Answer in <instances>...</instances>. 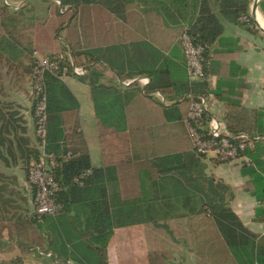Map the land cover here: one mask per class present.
<instances>
[{"label": "crops", "instance_id": "0c3cea01", "mask_svg": "<svg viewBox=\"0 0 264 264\" xmlns=\"http://www.w3.org/2000/svg\"><path fill=\"white\" fill-rule=\"evenodd\" d=\"M4 1L0 0V35L5 34L4 28L8 25L6 20L14 13L4 9ZM8 1L21 5L20 11L13 15L15 19L10 26L16 29L18 40L27 50L21 57L22 61L30 65V60L42 59L60 51L64 38L51 43L42 31L53 0ZM261 1L258 14L264 18ZM223 24L225 32L214 45L208 60L211 73L208 81L215 92L212 94L209 114L211 118L221 121L225 105L229 102L250 110L264 109V32L256 22V28L253 29L231 21H223ZM120 25H114L118 29L113 32V38L107 40L106 22L98 20V50L105 49L110 43L120 45ZM131 35L133 38V33ZM132 38L130 45L134 42ZM175 46L182 51L180 45ZM131 54L133 59L127 64L122 62L127 59L126 56L124 59L120 56L111 57L120 73L113 70L104 59L96 64L98 73L93 80L89 76L91 72L85 69L82 76L70 74L61 80L77 100V131L85 140L92 167L124 165L133 160L134 150L149 160L180 155L179 159L172 161L169 158L163 165H157L162 174L155 182L145 180V189L152 194L147 220L160 223V226L141 224L115 229L107 249L108 264H149L151 250H160L169 258V264H245L244 259H237L228 248L227 237L222 235L210 210L203 207V192L220 188L225 197V206L237 215L249 231L244 237L250 241L257 237L254 240L260 243L264 240V220L257 219L259 205L252 190H249V176L243 175L238 162L221 163L194 153L185 122L167 120L163 114L158 100L162 97L163 102H166V96L157 92L155 95L158 99L152 100L144 95L146 85L140 79L148 78L155 83L157 76L140 74L142 69L137 66L138 57L134 52ZM168 55L166 52L165 56ZM176 56L172 55L171 60L179 65L180 55ZM125 65L127 69L123 70ZM169 72L166 69L161 84L168 83ZM83 76L88 79H82ZM134 81H138V87L126 85ZM126 95H130L131 99L128 104ZM178 108L182 110V115L186 112L185 104H180ZM250 152L253 153L249 157L264 181V139L259 138ZM38 154L41 156V146L36 133L30 74H26L23 66L17 63L11 67L8 55L0 52V189H4L0 200L4 198L20 205L24 214L29 211L31 215L34 209L28 168L37 160ZM168 169L175 170L163 173V170L166 172ZM180 192L184 196L179 195ZM59 216L62 222H67V230L73 239L69 243L79 244V237L74 232L77 228L69 224L75 213ZM12 217V213L0 215V264L63 263L64 260H59L48 247L45 250L38 247L24 248L17 240ZM42 235L48 238L46 231ZM69 243L67 247L72 251ZM66 261V264H77L70 256Z\"/></svg>", "mask_w": 264, "mask_h": 264}, {"label": "trees", "instance_id": "16d2710c", "mask_svg": "<svg viewBox=\"0 0 264 264\" xmlns=\"http://www.w3.org/2000/svg\"><path fill=\"white\" fill-rule=\"evenodd\" d=\"M53 1L48 8L49 18L42 31L46 38H49L48 42L55 43L56 40L64 38V43L59 52L49 55L52 59L60 61L62 66L70 67L71 63H74L76 67L91 72L89 76L93 80L98 73L96 64L106 59L109 66L120 73L118 65L114 64L111 57L120 56L124 59L126 56L127 59H122V62L127 64L133 59L131 53L134 52L138 57L137 66L142 69L140 74L157 76L155 83L150 82L144 87V95L152 100L158 99L155 95L157 92L166 96V102L160 98L158 100L166 119L182 122L189 109V95L198 99L209 94L214 95L215 92L211 90L208 81L211 74L208 66L205 78L196 81L190 79L185 55L181 54L178 46H175L181 47V35L187 32L195 45L203 46L204 59L208 62L214 45L225 32L223 21H231L246 26L247 29L256 28L250 16L254 0ZM57 1H60V4ZM3 7L14 13L6 20L8 25L4 28L5 34L0 35V52L8 55L11 67L17 63L23 66L26 74L31 75L37 59L30 60V65L21 60L27 50L18 40L16 29L10 26L15 19L13 15L20 9L16 10L4 3ZM261 7L264 12V0L261 1ZM241 18L245 20L241 21ZM98 20L106 22L107 40L112 39L113 32L118 29L114 25L121 23L120 45L114 46L110 43L105 49L98 50L96 41ZM65 31L66 34L63 35ZM130 38L134 40L132 45L129 43ZM166 52L169 53L168 57L165 56ZM176 54L180 55L179 65H175L171 60L172 55L175 58L178 56ZM126 69L125 65L123 70ZM166 69L170 70V80L161 84L160 80ZM147 71L150 73H146ZM82 79L87 80L88 77L83 76ZM130 85L138 87L139 84L138 81H134ZM46 89L48 96L46 151L53 153L59 163L54 171L55 178L60 183L56 195L58 212L45 218L43 222H38L32 213L30 215V212L26 211L24 214L20 205L3 198L0 200V215L13 214L16 237L24 248L38 247L45 250L48 247L56 253L59 260H64L63 263L67 262L66 259L70 256L77 264H108L107 249L115 229L141 224L160 226V223L147 220V215L151 211L152 194L145 189V180L155 182L162 174L161 169H158L160 166L157 165H163L169 158L172 161L179 159L180 155L149 160L134 150L131 162L115 167L94 168L85 140L77 131L79 128L77 100L60 79L49 74L46 77ZM138 90L142 92L141 89ZM125 98L127 104L130 103V95H126ZM180 104L186 105V112L183 115L182 110L178 108ZM210 119V114L205 115L203 125L206 126ZM222 122L231 133H246L254 143L259 142V138L264 139V109L250 110L240 104L229 102L225 105ZM69 152L73 157L65 160ZM252 153L249 151L248 154ZM39 157L38 154L37 160ZM238 164L243 175L249 176V190H252V195L258 201L257 219L264 220V181L255 169L254 163L249 166L245 161H241ZM172 170L175 169H168L166 172L163 170V173ZM88 171L90 175L83 178V185L74 182L77 177ZM3 192L4 189H0V194ZM179 195L184 196V193L180 192ZM224 198L220 188L209 189L203 192V207L210 210L222 235L227 237L228 248L237 259L240 261L244 259L245 264H264V240L257 243L254 240L257 237L251 241L244 237L249 231L237 215L225 206ZM71 212H74L75 216L71 218L69 224L79 229H74V232L77 233L80 243L73 242L74 245L69 243L73 239L67 230V222H62V217L59 216L64 213L69 215ZM45 231L48 238L42 235ZM68 243L72 251L67 247ZM80 248L82 253L79 251ZM88 251L94 254L95 259L90 261L84 255ZM148 258L149 264H169V258L160 250L149 251Z\"/></svg>", "mask_w": 264, "mask_h": 264}, {"label": "built area", "instance_id": "2783aa9c", "mask_svg": "<svg viewBox=\"0 0 264 264\" xmlns=\"http://www.w3.org/2000/svg\"><path fill=\"white\" fill-rule=\"evenodd\" d=\"M57 2L60 4V1ZM5 3L10 6L8 0H5ZM13 8L19 10L21 5ZM61 13H63V10ZM240 20L244 21L245 18ZM180 44L186 58L190 79L196 81L205 78L208 66V62L204 59L205 48L195 45L187 32L181 35ZM48 74L62 80L70 74L82 76L85 74V70L76 67L74 63H71L70 67L62 66L60 61L46 56L42 59H37L30 75L35 101L36 133L40 141L41 156L39 160L33 162L28 168V184L34 196L32 214L38 222H43L45 218L54 216L59 209L56 195L60 185L54 175L59 163L53 153L46 151L48 136L46 77ZM140 82L148 85L150 80L143 78L140 79ZM130 84L126 83L127 86ZM188 98L189 109L184 122L195 153L201 157L212 158L221 163L245 161L249 166L253 165L248 153L254 148V141L248 134L231 133L225 124L217 118H211L206 126L203 125L205 115L209 114L213 95L209 94L198 99L189 95ZM72 157L71 154H67L65 160ZM89 175V172H85L81 177H77L74 182L81 186L83 185V178Z\"/></svg>", "mask_w": 264, "mask_h": 264}, {"label": "water", "instance_id": "95a60500", "mask_svg": "<svg viewBox=\"0 0 264 264\" xmlns=\"http://www.w3.org/2000/svg\"><path fill=\"white\" fill-rule=\"evenodd\" d=\"M260 0H255L253 6H252V18L256 22L258 28L264 32L263 27L260 25V23L255 19V15L258 14V5H259Z\"/></svg>", "mask_w": 264, "mask_h": 264}, {"label": "rangeland", "instance_id": "374dc122", "mask_svg": "<svg viewBox=\"0 0 264 264\" xmlns=\"http://www.w3.org/2000/svg\"><path fill=\"white\" fill-rule=\"evenodd\" d=\"M12 1V0H11ZM40 1H43V0H40ZM5 5H6V3H5V1L3 2ZM8 3H9V5L11 6V8H13V7H16V6H19V4H14V3H12V2H10V1H8ZM15 5V6H14ZM162 101H163V98L161 97L160 98ZM76 251H78V250H76ZM80 253H82L81 251H82V249L80 248ZM87 251V250H86ZM84 255L87 257V258H89L90 259V261L92 260V259H95V256H94V254L91 252V251H88V252H85L84 253ZM62 264H66V262L65 263H62Z\"/></svg>", "mask_w": 264, "mask_h": 264}, {"label": "bare ground", "instance_id": "6f19581e", "mask_svg": "<svg viewBox=\"0 0 264 264\" xmlns=\"http://www.w3.org/2000/svg\"><path fill=\"white\" fill-rule=\"evenodd\" d=\"M255 19L260 23V25L263 27L264 29V18L263 16L259 13L255 15Z\"/></svg>", "mask_w": 264, "mask_h": 264}]
</instances>
